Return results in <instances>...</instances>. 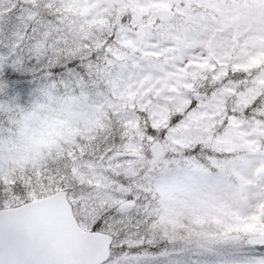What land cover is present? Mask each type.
I'll use <instances>...</instances> for the list:
<instances>
[{
    "label": "snow or ice",
    "instance_id": "obj_1",
    "mask_svg": "<svg viewBox=\"0 0 264 264\" xmlns=\"http://www.w3.org/2000/svg\"><path fill=\"white\" fill-rule=\"evenodd\" d=\"M0 264H264V0H0Z\"/></svg>",
    "mask_w": 264,
    "mask_h": 264
}]
</instances>
